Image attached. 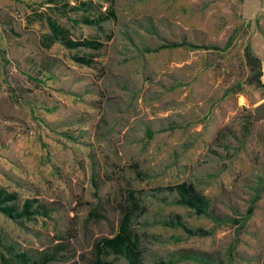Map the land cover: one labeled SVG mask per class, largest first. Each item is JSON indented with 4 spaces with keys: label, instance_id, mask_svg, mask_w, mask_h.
<instances>
[{
    "label": "rangeland",
    "instance_id": "rangeland-1",
    "mask_svg": "<svg viewBox=\"0 0 264 264\" xmlns=\"http://www.w3.org/2000/svg\"><path fill=\"white\" fill-rule=\"evenodd\" d=\"M40 1L0 0V188L42 210L19 222L0 214V264H127L95 244L117 232L127 204L134 210L131 194L144 206L128 222L143 264H202L177 261L181 249L264 264V90L245 83L243 59L248 44L264 85V0H110L115 17L102 30L55 15L71 38L103 42L96 51L41 49L46 28L25 21ZM229 35L222 52L148 51L180 38L222 45ZM73 54L93 55V66ZM180 181L230 217L258 198L236 229L171 204L159 188ZM174 214L209 234L156 224Z\"/></svg>",
    "mask_w": 264,
    "mask_h": 264
},
{
    "label": "trees",
    "instance_id": "trees-1",
    "mask_svg": "<svg viewBox=\"0 0 264 264\" xmlns=\"http://www.w3.org/2000/svg\"><path fill=\"white\" fill-rule=\"evenodd\" d=\"M70 0H42L40 1L44 8L39 10L29 9V12L25 13L26 24H31L36 20L39 24L44 25L46 32L41 33L38 37V45L41 49H47L52 43H58L66 49H79L86 48L92 51L100 49L103 45L98 38H71L69 29L60 24L55 18L56 14L62 15L71 25L83 24L87 26H93L97 30H102L101 23L104 21L114 19V13L110 8V0H104L108 2V6L101 9L99 4H95L91 0H71L73 3H69ZM41 5V6H42ZM76 17H70L69 13H78ZM54 15V16H53ZM109 38V35L107 36ZM230 42V35L222 45L217 44H202L191 43L185 38L178 40H162L155 48L148 49V51H156L161 49H175V48H187L190 50H205V51H224ZM71 59L81 65L92 67L94 61L93 55H77L73 54ZM243 59L245 66L248 69L249 74L245 78L246 84H252L255 87L264 90V85L260 82L261 67L260 60L250 50L248 44L243 47ZM151 136V133H148ZM161 191H165L166 194H172L173 198L170 201L171 204L185 207L192 211L197 216H203L210 219L215 223H227L230 222L236 229L242 227L243 223L253 212V206L258 198L254 195L242 216L239 218L230 217L229 215L216 211L215 206L211 204L210 199L197 190L194 185L187 181H180L178 183L161 186ZM131 205L134 210L129 209V204L124 207V213L120 220L119 229L112 236L102 237L95 244L97 252L111 253L114 255L122 256L127 264H143L139 259V253L137 250L136 240L133 238V233L128 228V222L131 219L132 213L142 214L144 212V206L140 200L136 202V197L130 195ZM16 194L14 192H8L0 188V214L6 218L19 222L20 220H31L35 215L41 214L42 210L35 198H26L22 201L20 206L15 203ZM128 203V202H127ZM91 215V214H90ZM156 224L171 229H180L184 234L188 236H205L209 232L200 227H189L178 214H174L168 218L156 220ZM20 261L27 263L28 258L23 253H14ZM177 261L179 260H193L202 264H222L219 259H216L211 254L205 251H195L193 249H181L177 252ZM92 264H114L110 261L96 259Z\"/></svg>",
    "mask_w": 264,
    "mask_h": 264
},
{
    "label": "crops",
    "instance_id": "crops-1",
    "mask_svg": "<svg viewBox=\"0 0 264 264\" xmlns=\"http://www.w3.org/2000/svg\"><path fill=\"white\" fill-rule=\"evenodd\" d=\"M91 1H92V0H91ZM69 3L72 4L73 2L70 0ZM55 43H56V42H55ZM37 45H38V44H37Z\"/></svg>",
    "mask_w": 264,
    "mask_h": 264
}]
</instances>
